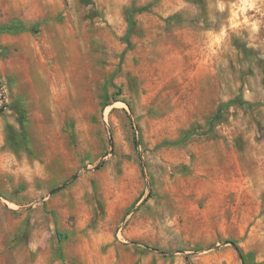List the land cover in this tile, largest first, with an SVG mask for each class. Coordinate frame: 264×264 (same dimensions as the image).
I'll use <instances>...</instances> for the list:
<instances>
[{"label": "rangeland", "instance_id": "rangeland-1", "mask_svg": "<svg viewBox=\"0 0 264 264\" xmlns=\"http://www.w3.org/2000/svg\"><path fill=\"white\" fill-rule=\"evenodd\" d=\"M1 107L0 264H264V0H0Z\"/></svg>", "mask_w": 264, "mask_h": 264}, {"label": "trees", "instance_id": "trees-1", "mask_svg": "<svg viewBox=\"0 0 264 264\" xmlns=\"http://www.w3.org/2000/svg\"><path fill=\"white\" fill-rule=\"evenodd\" d=\"M147 7L148 6H145V7H142V8H138V9H130V10H128V12H127V21H128V24H129L130 27L133 25V17H134V14L137 13V12H140V11H144ZM129 30L127 32V36L130 33ZM134 143L137 146L138 141L136 140ZM186 263L187 264H191L190 261L188 260V257H186Z\"/></svg>", "mask_w": 264, "mask_h": 264}, {"label": "water", "instance_id": "water-1", "mask_svg": "<svg viewBox=\"0 0 264 264\" xmlns=\"http://www.w3.org/2000/svg\"><path fill=\"white\" fill-rule=\"evenodd\" d=\"M2 110H3V107L0 108V113L2 112ZM76 177H77V175L73 176V177L71 178V180H74ZM66 184H68V183H65V184H63V185H61V186H59V187H57V188L51 190V191L48 193V195L50 196V195L54 194L55 192L62 190V189L66 186ZM230 244L235 248V245H234L233 243H230ZM235 250H236V252L238 253V255L240 256V254H239V252H238V249L235 248Z\"/></svg>", "mask_w": 264, "mask_h": 264}]
</instances>
